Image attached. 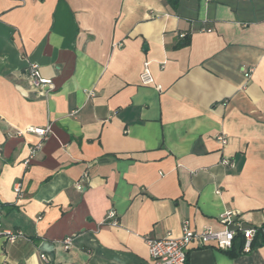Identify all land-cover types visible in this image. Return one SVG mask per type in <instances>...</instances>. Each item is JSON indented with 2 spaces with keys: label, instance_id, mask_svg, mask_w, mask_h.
<instances>
[{
  "label": "crops",
  "instance_id": "crops-1",
  "mask_svg": "<svg viewBox=\"0 0 264 264\" xmlns=\"http://www.w3.org/2000/svg\"><path fill=\"white\" fill-rule=\"evenodd\" d=\"M0 203L26 237L0 264H152L145 238L184 221L264 224V0H0ZM242 244L186 264H264V234Z\"/></svg>",
  "mask_w": 264,
  "mask_h": 264
},
{
  "label": "built area",
  "instance_id": "built-area-1",
  "mask_svg": "<svg viewBox=\"0 0 264 264\" xmlns=\"http://www.w3.org/2000/svg\"><path fill=\"white\" fill-rule=\"evenodd\" d=\"M27 76L30 80L31 86L41 94H47L53 88L51 79L43 77L35 65H31L27 68ZM140 82L142 84L154 83L147 62L143 64V69L140 74ZM26 130L29 133L35 134L39 138V142L29 148V155L25 159V163H28L35 152L39 149L41 145L40 141L45 139L48 135L50 127L49 125L45 127L30 126ZM217 139L220 141V143H225L224 138L221 136H218ZM221 163L228 166L232 164L228 158H223ZM76 188H82L80 183H76ZM14 191L18 196H20V184L18 182L14 185ZM235 215V212H224L220 216L221 222L224 224V226L221 230L217 231L209 228L196 231L190 228L187 221H184L181 225V234L178 237H172L170 234L160 238L146 237L145 242L148 248V254L151 263L186 264L187 249L192 242H194L199 247L212 246L220 250H229L233 247V242L237 234H240L243 239L241 251L245 253L250 252L253 237L258 233L264 234V224L258 226H244L242 222L234 220ZM106 218L110 219V224H117V220L113 211L108 212ZM0 237L10 243H14L17 240L26 238L20 230L3 228L1 225ZM63 243L66 246L69 243V240L65 239ZM43 258L44 256H42V259Z\"/></svg>",
  "mask_w": 264,
  "mask_h": 264
},
{
  "label": "trees",
  "instance_id": "trees-1",
  "mask_svg": "<svg viewBox=\"0 0 264 264\" xmlns=\"http://www.w3.org/2000/svg\"><path fill=\"white\" fill-rule=\"evenodd\" d=\"M167 2L173 7L175 8L176 4H177V0H167ZM189 43V34H186L185 36H183L182 38H180L177 42V46H185ZM2 206V204H1ZM230 255H232L230 253Z\"/></svg>",
  "mask_w": 264,
  "mask_h": 264
}]
</instances>
